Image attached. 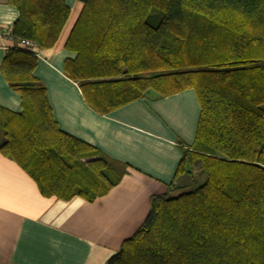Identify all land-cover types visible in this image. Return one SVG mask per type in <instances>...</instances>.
Masks as SVG:
<instances>
[{
  "label": "trees",
  "instance_id": "obj_1",
  "mask_svg": "<svg viewBox=\"0 0 264 264\" xmlns=\"http://www.w3.org/2000/svg\"><path fill=\"white\" fill-rule=\"evenodd\" d=\"M7 1L19 11L13 37L39 49L56 44L70 15L65 0ZM80 1L64 73L94 109L188 88L200 104L176 175L200 168L205 181L153 195L145 221L108 264H264V0ZM37 60L17 46L4 54L0 70L22 111L0 105V151L42 195L93 202L129 164L59 128Z\"/></svg>",
  "mask_w": 264,
  "mask_h": 264
},
{
  "label": "crops",
  "instance_id": "obj_2",
  "mask_svg": "<svg viewBox=\"0 0 264 264\" xmlns=\"http://www.w3.org/2000/svg\"><path fill=\"white\" fill-rule=\"evenodd\" d=\"M65 1L68 20L56 44L39 49L34 74L46 87L59 128L129 164L128 173L93 202L80 196L46 197L22 167L0 151V264H108L145 221L153 195L177 192V187H188L205 174L197 168L176 175L181 147L194 142L199 121L193 88L164 97L150 90L105 114L86 101L78 83L64 73L65 60L75 57L65 43L83 3ZM18 16L14 5L0 0V25L10 30ZM15 44L0 39V65ZM0 105L22 111L20 94L1 70Z\"/></svg>",
  "mask_w": 264,
  "mask_h": 264
},
{
  "label": "built area",
  "instance_id": "obj_3",
  "mask_svg": "<svg viewBox=\"0 0 264 264\" xmlns=\"http://www.w3.org/2000/svg\"><path fill=\"white\" fill-rule=\"evenodd\" d=\"M11 31L12 29L8 30L2 25H0V39L6 38L12 40L14 41V43H16L13 46L30 50L31 52L35 53L37 56L39 55V46L35 41L25 38L16 39L15 37H13Z\"/></svg>",
  "mask_w": 264,
  "mask_h": 264
},
{
  "label": "rangeland",
  "instance_id": "obj_4",
  "mask_svg": "<svg viewBox=\"0 0 264 264\" xmlns=\"http://www.w3.org/2000/svg\"><path fill=\"white\" fill-rule=\"evenodd\" d=\"M153 92V91H152ZM205 178H206V176H205V174L200 178V176H196L195 178H194V181L196 180V183H202L203 181H205ZM204 179V180H203ZM203 180V181H202ZM194 181H192V182H194ZM195 183V182H194ZM180 192V191H179ZM178 194V191L177 192H171L170 193V195H177Z\"/></svg>",
  "mask_w": 264,
  "mask_h": 264
}]
</instances>
